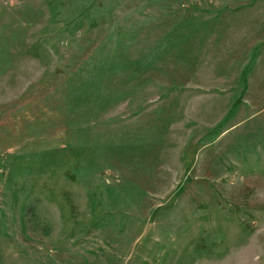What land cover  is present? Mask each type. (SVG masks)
Wrapping results in <instances>:
<instances>
[{"label": "rangeland", "instance_id": "1", "mask_svg": "<svg viewBox=\"0 0 264 264\" xmlns=\"http://www.w3.org/2000/svg\"><path fill=\"white\" fill-rule=\"evenodd\" d=\"M2 264H264V0H0Z\"/></svg>", "mask_w": 264, "mask_h": 264}, {"label": "trees", "instance_id": "2", "mask_svg": "<svg viewBox=\"0 0 264 264\" xmlns=\"http://www.w3.org/2000/svg\"><path fill=\"white\" fill-rule=\"evenodd\" d=\"M0 264H2V263H1V256H0Z\"/></svg>", "mask_w": 264, "mask_h": 264}]
</instances>
